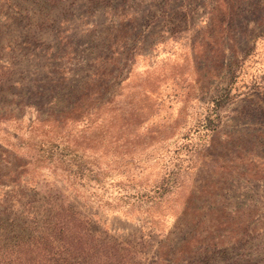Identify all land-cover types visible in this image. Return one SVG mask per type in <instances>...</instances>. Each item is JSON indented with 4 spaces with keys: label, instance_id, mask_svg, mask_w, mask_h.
I'll list each match as a JSON object with an SVG mask.
<instances>
[{
    "label": "rangeland",
    "instance_id": "obj_1",
    "mask_svg": "<svg viewBox=\"0 0 264 264\" xmlns=\"http://www.w3.org/2000/svg\"><path fill=\"white\" fill-rule=\"evenodd\" d=\"M94 78L103 84H90ZM60 79L75 93L107 90L106 97L118 94L115 107L134 98L144 110L133 122L142 135L131 170L106 166L119 149L108 148L105 137L93 151L104 154L107 177L89 183L101 186L96 191L86 183L89 192L112 204L123 201L119 191L162 179L174 178V186L150 216L137 206L126 213L97 207L46 169L33 172L37 196L51 192L84 218L101 247L118 243L132 264H153L158 253L156 264H264V146L251 144H264V0H0V137L13 140L29 118L46 116L50 95L57 88L62 95ZM213 106L219 132L216 150L206 155L198 125ZM228 138L232 147L220 152L218 143ZM143 140L150 146L140 150ZM24 154L18 150L22 161ZM230 165L229 193L217 197L211 181ZM0 174L7 181L5 169ZM182 213L183 222L199 216L204 243L171 253L168 247L190 239L182 237L187 228H176Z\"/></svg>",
    "mask_w": 264,
    "mask_h": 264
},
{
    "label": "trees",
    "instance_id": "obj_2",
    "mask_svg": "<svg viewBox=\"0 0 264 264\" xmlns=\"http://www.w3.org/2000/svg\"><path fill=\"white\" fill-rule=\"evenodd\" d=\"M227 10L230 12L229 7ZM102 79L94 78L90 84L100 82L102 85ZM58 83L62 87V95L57 91L58 88L50 95L49 100L54 105L50 106L46 116L29 118L27 124L20 127L21 134L13 131V140L6 136L0 137V142L4 144H0V170L5 169L4 176L7 178L5 181L0 174V264H95L96 259L98 264H132L131 255L118 243L110 242L107 248L101 247L84 218L58 203V198L52 196L51 192L37 196L39 192L36 186L34 189L33 172L46 169L71 192L97 207L102 208L103 204H107L109 209H122L126 213L137 206L147 216L152 214L162 196L174 186V178L171 182L162 179L159 185L149 189H138L132 193L119 191L117 198L123 201L115 200L112 204L102 200L98 194L89 192L86 183L90 191H96L101 186L94 188L89 183L101 185L107 177L101 160L104 154L94 152L93 149H99L105 144L108 148L114 147V152L118 148L119 154L112 151L106 166L111 168L118 164L126 172L131 170L139 152L137 139L142 135L138 133L139 124L135 126L133 122L143 115L144 110L138 101L134 102V98H129L131 101L128 100L121 109L115 107L118 97L116 93L109 92L106 97L104 94L107 90L89 91L88 88L83 91L77 89L75 93L73 84L61 85V79ZM227 97L228 94L216 97L215 103L225 101ZM59 103H64L63 107L59 108ZM213 107L212 113L208 108L204 111L198 125L203 132L202 139H206L207 144L200 145L206 155L216 150L219 132L220 117L216 112L214 120ZM105 137L107 141L104 144ZM257 137L261 138L262 134ZM143 141L140 150L150 146L148 141ZM233 142L234 139L228 138L218 143L217 149L224 152L227 147H232ZM251 144L253 147L264 146L259 140L251 141ZM20 149H24L23 159L26 160L22 161V157L17 155ZM219 168V179L211 181L212 191L216 192L217 197H223L229 193V182L236 167L230 165ZM188 209H184V212ZM184 214L178 217L176 228L180 232H184L181 227L187 228L182 237L190 236V239L185 237L186 241L182 239L178 247L167 246L171 253H182L183 247L185 249L190 246L200 249L204 243L202 239L205 237L199 238L203 232L199 216L183 222ZM214 230L205 229L211 234ZM233 239L237 243L240 238L234 236ZM209 247L216 248L218 245L211 242ZM88 254L91 257L90 263L86 257ZM157 255L153 264L163 257L160 253ZM92 256L97 258L92 259Z\"/></svg>",
    "mask_w": 264,
    "mask_h": 264
}]
</instances>
